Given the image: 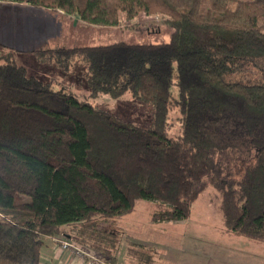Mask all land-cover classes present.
I'll use <instances>...</instances> for the list:
<instances>
[{"label":"trees","instance_id":"16d2710c","mask_svg":"<svg viewBox=\"0 0 264 264\" xmlns=\"http://www.w3.org/2000/svg\"><path fill=\"white\" fill-rule=\"evenodd\" d=\"M2 1L94 26L159 13L172 31L161 43L31 50L64 70L80 59L89 98L129 92L150 105L145 126L55 90L12 52L0 55V264H46L44 240L58 235L107 264H150L143 244L119 253L120 231L98 224L140 200L153 201V219H185L209 188L227 231L264 242V0H210L205 11L202 0ZM18 194L29 201L14 220Z\"/></svg>","mask_w":264,"mask_h":264},{"label":"rangeland","instance_id":"374dc122","mask_svg":"<svg viewBox=\"0 0 264 264\" xmlns=\"http://www.w3.org/2000/svg\"><path fill=\"white\" fill-rule=\"evenodd\" d=\"M210 2L202 0L200 11H205ZM133 22L137 23L138 28L130 27ZM260 28L264 32V20L260 23ZM171 31L159 13L146 15L141 12L132 21L122 18L118 25L94 26L85 24L77 16L65 14L61 10L33 7L26 3L0 2V55L12 52L14 61L25 67L28 74L44 82L52 81L55 90L71 91L79 99H89L94 105L123 120L142 126L150 124L153 119L150 105L134 98L129 92L117 97L100 93L89 98L88 73L80 59H74L68 70H64L54 64L39 63L31 50L120 41L161 43L169 40ZM168 122L170 123L168 135H178L177 108L169 111ZM16 199L17 208L10 211L8 216L14 220H21L25 218L21 204L29 201V197L18 194ZM219 202L218 192L209 188L194 202L187 218L153 219L156 210L153 201L140 200L130 213L101 221L98 228L121 232L119 253L124 251L127 244H143L144 252L150 254V264H264V242L227 231L218 210ZM49 238L62 249L53 238L64 237L58 235ZM64 239L73 243L67 238ZM79 248L83 253L102 260L86 249L80 246ZM79 255L82 259L86 257L81 253ZM86 260L90 264L89 257Z\"/></svg>","mask_w":264,"mask_h":264},{"label":"crops","instance_id":"0c3cea01","mask_svg":"<svg viewBox=\"0 0 264 264\" xmlns=\"http://www.w3.org/2000/svg\"><path fill=\"white\" fill-rule=\"evenodd\" d=\"M42 256L46 264H89L88 260L85 261L86 258L82 259L70 250L58 248L49 237L44 240Z\"/></svg>","mask_w":264,"mask_h":264},{"label":"built area","instance_id":"2783aa9c","mask_svg":"<svg viewBox=\"0 0 264 264\" xmlns=\"http://www.w3.org/2000/svg\"><path fill=\"white\" fill-rule=\"evenodd\" d=\"M55 239L59 246L62 248V249H67V250H70L71 253L73 254H84L87 258L89 257L90 259V264H107L105 262H103L102 260H98L96 257L92 256L91 254H85L82 252V249H80L78 246H76L75 244L73 243H70L68 240L64 239V238H53ZM80 256V255H79ZM81 257V256H80Z\"/></svg>","mask_w":264,"mask_h":264}]
</instances>
